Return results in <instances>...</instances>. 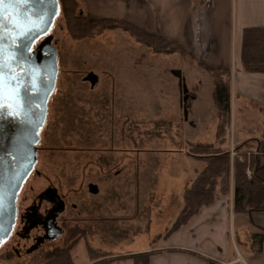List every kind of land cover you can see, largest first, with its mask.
Here are the masks:
<instances>
[{"label": "rangeland", "instance_id": "rangeland-1", "mask_svg": "<svg viewBox=\"0 0 264 264\" xmlns=\"http://www.w3.org/2000/svg\"><path fill=\"white\" fill-rule=\"evenodd\" d=\"M50 33L57 49L58 74L40 134L36 168L59 187L69 220L55 242L33 254L31 262L11 257L0 258V264H44L47 257L72 249L81 238H101L102 229L117 235L118 224L111 219L101 223L100 217L121 210L132 213L135 192L130 179L139 177L144 182L139 198L146 200L141 201L145 210L154 202L153 195L149 198L153 179L184 182L195 163L185 150L215 139L211 129L217 126L218 110L212 79L191 70L186 55L156 53L116 26L74 40L61 12ZM179 68L189 91L194 87L186 120L177 78L170 72ZM90 71L98 75L93 87L83 81ZM239 127L243 129L244 123L240 121ZM228 136L230 144L236 145L231 125ZM110 138L114 152L85 150L109 146ZM42 182L43 177L38 184ZM90 182L97 193L89 192ZM142 225L146 227V221Z\"/></svg>", "mask_w": 264, "mask_h": 264}, {"label": "crops", "instance_id": "crops-1", "mask_svg": "<svg viewBox=\"0 0 264 264\" xmlns=\"http://www.w3.org/2000/svg\"><path fill=\"white\" fill-rule=\"evenodd\" d=\"M77 2L80 13L88 19L126 21L143 32L177 42L185 50L194 72L206 74L204 66L230 70V125L235 143L257 138L264 144L260 112L264 106V73L245 72L240 61L243 29L264 27V0H210L208 6L200 0ZM184 81L187 83L186 77ZM190 88L194 94V87ZM162 118L165 120L168 116ZM240 121L245 125L243 129L239 127ZM216 130L217 126L211 129L214 138ZM261 161L264 163V154ZM194 162L184 182L154 178L153 188L149 190L153 193L149 198L153 195L154 202L148 203L145 210H141V201L146 200L139 198V186L144 182L139 177L130 179L135 192L132 213L125 215L121 210L109 218L100 217L101 223L108 219L115 221L118 234L102 229L101 238H81L70 251L73 264H90L88 247L111 253L112 257L150 252L149 264H264V241L259 243L252 237L259 228H264V211L234 210L232 191L228 195L218 191L210 205L201 208L186 225L167 234L183 207V191L203 166L197 160ZM143 221L147 225L141 228ZM110 264H133V261L114 259Z\"/></svg>", "mask_w": 264, "mask_h": 264}, {"label": "trees", "instance_id": "trees-1", "mask_svg": "<svg viewBox=\"0 0 264 264\" xmlns=\"http://www.w3.org/2000/svg\"><path fill=\"white\" fill-rule=\"evenodd\" d=\"M66 29L74 40L91 37L95 31L121 28L138 43L150 47L156 53H182L185 50L177 42L155 34L141 31L131 23L112 19H88L78 11L77 0H59ZM240 61L248 73H264V27H246L242 31ZM212 79V99L218 110L215 140L212 143H197L189 146L185 154L202 163L191 185L182 193L183 207L167 232L170 234L186 225L201 208L210 205L216 193L228 195L232 191L233 208L237 211H264V144L257 138H249L234 144L235 155L231 158L229 127L231 113L230 70L212 69L204 66ZM264 125V106L260 107ZM247 153L249 157L247 158ZM242 157L243 160H240ZM247 159L249 162H247ZM251 175L248 176L246 169ZM253 239L264 241V228L253 234ZM61 250L49 257L44 264H73L69 250ZM90 264H110L114 259L129 258L133 264H149L150 252L112 257L111 253L88 247Z\"/></svg>", "mask_w": 264, "mask_h": 264}, {"label": "water", "instance_id": "water-1", "mask_svg": "<svg viewBox=\"0 0 264 264\" xmlns=\"http://www.w3.org/2000/svg\"><path fill=\"white\" fill-rule=\"evenodd\" d=\"M19 11L21 14L31 13L32 16L43 12L46 22L41 26L43 30H38L39 34L32 33L35 39L29 45L31 49L41 39L36 51L24 52L22 57L24 62L13 69L19 73L21 96L25 102L20 116L14 118L5 111H0V159L4 168L0 175V208L6 210L1 226L2 241L6 239L13 225L16 195L35 165L34 146L40 140L47 114V103L54 91L58 74L57 49L52 44L49 33L61 12L59 0H29L27 4L19 6ZM12 12L13 9L7 7L6 0L3 15L6 18ZM23 43L24 41H20L21 45ZM170 72L177 78L180 106L186 120L188 88L181 70L172 69ZM83 80L93 86L97 82V76L93 72H88ZM9 131H12L11 138L2 141V138L8 136ZM88 190L91 193L98 191L94 184H90ZM61 208L62 206L60 210ZM56 235H59V232H56Z\"/></svg>", "mask_w": 264, "mask_h": 264}, {"label": "flooded vegetation", "instance_id": "flooded-vegetation-1", "mask_svg": "<svg viewBox=\"0 0 264 264\" xmlns=\"http://www.w3.org/2000/svg\"><path fill=\"white\" fill-rule=\"evenodd\" d=\"M49 35L51 36L52 44L54 45L51 33H49ZM40 41L41 39L34 44L32 50L36 51V46L40 44ZM193 97L191 91L188 89V98L192 99ZM11 136L12 131H9L8 136L2 138V141L9 140ZM109 141L111 143L109 146L100 148L88 147L85 148V150L99 151L102 153L114 152L116 149L112 145V138H110ZM38 144L39 142L34 146V154L36 158L35 165L16 195L13 225L9 230L6 239L0 243V258L3 260H9L13 257L27 263L31 262L33 254L44 250L47 244L55 242L64 231V225L69 220L65 217L67 206L64 195L59 192V187L54 185L47 176L42 175V173L36 168L37 155L39 152ZM70 149L75 150V148ZM2 160L4 159L2 158ZM3 169L0 159V175L2 174ZM41 177L44 178L45 183L42 182V184L39 185L38 181ZM90 184L93 183L90 182L88 187ZM60 206H62L61 210ZM5 211L4 208H0V236L2 233V222L4 220V215L6 214ZM56 232H59V235H56ZM47 254L49 255V252H47ZM47 259H49V257H47Z\"/></svg>", "mask_w": 264, "mask_h": 264}, {"label": "snow or ice", "instance_id": "snow-or-ice-1", "mask_svg": "<svg viewBox=\"0 0 264 264\" xmlns=\"http://www.w3.org/2000/svg\"><path fill=\"white\" fill-rule=\"evenodd\" d=\"M29 0H7V7L13 12L7 17L3 15L6 0H0V111L18 118L24 107L21 96L22 85L19 81V73L14 67H19L24 61V52L31 53L29 47L35 37L32 33L39 34L45 24V13L36 16L31 13L21 14L19 6L27 4ZM20 41H24L21 45ZM0 239V243H2Z\"/></svg>", "mask_w": 264, "mask_h": 264}, {"label": "built area", "instance_id": "built-area-1", "mask_svg": "<svg viewBox=\"0 0 264 264\" xmlns=\"http://www.w3.org/2000/svg\"><path fill=\"white\" fill-rule=\"evenodd\" d=\"M210 0H200V3L204 6H208L209 5ZM235 151H234V144L232 143L230 146V156L231 158L235 155ZM247 157H249V153H247ZM240 160H243L242 157H239ZM246 173L248 176L251 175V171L249 168L246 169ZM240 264H245L244 262H240Z\"/></svg>", "mask_w": 264, "mask_h": 264}]
</instances>
